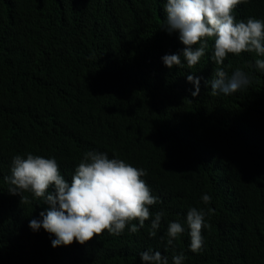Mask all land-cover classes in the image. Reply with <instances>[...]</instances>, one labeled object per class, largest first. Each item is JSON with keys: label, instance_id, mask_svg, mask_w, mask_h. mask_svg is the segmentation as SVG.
I'll return each mask as SVG.
<instances>
[{"label": "trees", "instance_id": "obj_1", "mask_svg": "<svg viewBox=\"0 0 264 264\" xmlns=\"http://www.w3.org/2000/svg\"><path fill=\"white\" fill-rule=\"evenodd\" d=\"M166 3L0 0V264H142L140 254L149 249L169 264L181 253L183 264H264V70L255 65L264 56L211 64L208 42L201 59L206 64L188 68L181 59L183 66L169 69L162 57L170 55L177 33L166 30ZM237 8L239 16L264 20V0ZM218 68L229 77L241 70L250 84L228 97L214 96L210 81ZM188 75L200 80L197 96ZM113 108L127 110L124 132L139 139L117 156L140 167L152 152L180 158L193 184L178 188L167 209L168 199L162 200L154 237L148 224L134 235L104 231L93 243L53 248L54 235L29 227L48 206L29 192L21 195L30 203H21L8 191V164L31 153L55 158L70 174L66 159L79 164L85 150L109 152ZM223 166L230 173L220 186ZM205 194L209 204L202 201ZM193 207L205 211L210 225L202 229L198 253L190 250L186 224ZM171 222L185 230L168 245Z\"/></svg>", "mask_w": 264, "mask_h": 264}, {"label": "clouds", "instance_id": "obj_2", "mask_svg": "<svg viewBox=\"0 0 264 264\" xmlns=\"http://www.w3.org/2000/svg\"><path fill=\"white\" fill-rule=\"evenodd\" d=\"M248 0H167L166 30L177 33L174 45L168 48L170 55L162 57L166 67L183 66L188 68L203 65L201 61L208 48L213 45V53L205 59L208 63L222 65L224 60L242 55L264 56V20L242 17L237 6ZM180 43L184 48L179 47ZM255 65L264 70V59H256ZM187 80L196 86L193 96L199 94L200 80L188 75ZM209 82H207L208 84ZM250 84L248 76L241 70L229 77L218 68L210 81L211 94L228 97ZM127 110L113 108L108 113L116 127L114 140L109 152L93 149L83 154L77 164L69 159L72 169L66 173L55 158H44L28 153L10 160L4 174L12 187L9 192L21 196V203H30L29 192L34 198L43 200L48 207L39 213L41 219H31L29 227L33 232L43 228L55 236L52 247L70 246L74 242L81 245L93 243L98 236L107 231L116 236L134 235L151 224L149 235L154 237L160 227L164 208L162 200L168 199L166 209L171 206L178 188H189L193 176L187 162L164 153L152 152L140 167L117 156L118 152L134 147L139 139L134 132H124ZM263 129V122L260 121ZM178 141L180 133H177ZM139 161V160H138ZM141 162V161H140ZM228 172L224 166L217 174V182L223 186ZM153 175V176H152ZM152 176V177H151ZM4 197V187L0 192ZM204 204L211 202V196H202ZM163 207V208H162ZM209 211H211L209 209ZM203 209L193 207L188 210L186 224L189 229L190 250L198 253L203 247L202 229L210 227L205 223ZM179 222H171L167 229V244L172 245L183 232ZM142 264H169L167 257L151 249L140 254ZM183 253L174 255L172 264H183Z\"/></svg>", "mask_w": 264, "mask_h": 264}]
</instances>
